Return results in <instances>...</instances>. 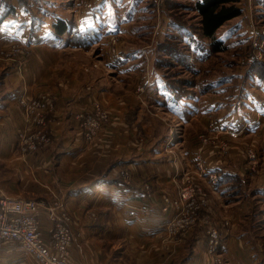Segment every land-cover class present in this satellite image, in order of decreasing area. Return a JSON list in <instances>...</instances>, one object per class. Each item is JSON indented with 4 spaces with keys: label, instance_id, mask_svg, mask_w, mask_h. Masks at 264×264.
<instances>
[{
    "label": "crops",
    "instance_id": "obj_1",
    "mask_svg": "<svg viewBox=\"0 0 264 264\" xmlns=\"http://www.w3.org/2000/svg\"><path fill=\"white\" fill-rule=\"evenodd\" d=\"M140 1L94 0L91 8L68 17L59 0H0V44H18L29 51L23 72L11 62L0 63V186L10 197H34L47 206L58 203L52 210L40 206L34 213L44 233H49L63 214L68 217L74 233L71 264H216L205 252L199 222L188 232L180 229L176 236H171L168 228L171 217H181L185 210L181 203H166L164 196H174L175 177L195 165L194 140L188 139L191 145L181 155L177 148L173 154L166 153L165 147L174 148L173 139L163 142L151 135L149 144H144L137 134L139 127H149L141 123L143 113L131 111L134 102L130 99L104 89L98 91L110 109L111 120L96 139H85L75 118L78 109L88 108V95L75 85L78 78L61 67L60 55L68 50L88 51L108 43L111 34L122 35L133 20L148 13ZM256 1L264 5V0ZM58 18L68 22L62 33L54 27ZM141 57H135L134 51L122 52L109 57L106 66L123 73L121 70L130 68L128 62H134V71L141 66L137 61ZM162 78L165 88L161 91L154 80L147 79V85L158 92L155 101L165 112L177 114L183 123L209 113L214 117L213 133L253 136L264 153V79L248 73V84L239 90L240 99L236 97L230 104L222 102L221 95L209 111V107L194 105L175 107L195 98L199 104L201 92L174 103ZM222 81L216 87L212 80L209 86L216 92ZM39 91L54 95L49 112L59 122L52 123L55 134L48 146L22 154L18 130L26 129L27 123L21 101ZM212 152L202 179L212 182L208 189L215 198L202 212L203 224L212 223L223 234L222 220L232 219V228L220 240L222 264H264V184L256 185L252 179L238 191L237 177L239 172L244 175L236 159L240 155ZM0 264L39 262L19 243L3 241Z\"/></svg>",
    "mask_w": 264,
    "mask_h": 264
},
{
    "label": "rangeland",
    "instance_id": "obj_2",
    "mask_svg": "<svg viewBox=\"0 0 264 264\" xmlns=\"http://www.w3.org/2000/svg\"><path fill=\"white\" fill-rule=\"evenodd\" d=\"M93 1L94 0H59V7L64 10V13H66L65 15L73 17V15H75L77 11H81L82 8H91ZM191 1L193 0H141L140 2L147 7L146 11L148 13L145 14L143 18L141 17L140 19L133 20L122 35L117 36L115 34V36H112L111 34V37L108 38V43L106 42L100 46H94L88 51L85 49H76L68 50L70 52H63L60 55V63L61 67H65L67 71L69 70V72H71L72 76L78 78L75 85H77L81 91L87 92L86 95H88V108L78 109L76 113L91 110L93 98H97L104 107H107L101 99V92L98 91L104 89L111 95L116 94L124 96L123 98H126V101L130 99L134 102L131 111L143 113L141 123H147L150 128L147 126L146 130H143L139 127L137 134L139 139L140 137L142 138L144 144H149L152 138L151 135L156 136L160 141L164 140L163 142L173 139L174 143L176 142L174 148L165 147V149H167L166 153L173 154L175 153L174 150L177 148L176 153L180 154L182 150L185 151L189 149L191 143L188 139L191 138L194 140V150L198 157L195 161V165H191L188 169H184L178 179L176 178L177 176L175 177L176 181L172 183V185H176L177 187L174 196L166 195L171 199L170 203L172 202L174 206L180 203L183 204L185 211L181 214L183 216L180 217L176 214L171 217L170 221L177 225L181 223L182 218L190 219L192 223L185 228V232H188L193 225L199 222L201 225L199 228L202 227L201 240L205 243V252L209 261L222 264L223 258L219 251V247L216 253L208 252L206 232L210 228H215V225L209 222L203 224L204 215H202V212H204L208 201L214 196L212 195L213 197H211L209 190L212 189L210 188L212 182L207 179L203 180V172H205L206 167L210 163L209 160L213 156L212 151L217 153V155H224L232 152L231 155H233V153L240 155L236 156V159L239 163L238 167L241 171H244V175L239 172L241 176L238 177L240 179L237 177L240 182L238 191L241 190V185L243 183L246 184L252 179L256 185L261 183L264 184L263 149H261L260 144L253 136L247 137V135H241L232 137L225 132L213 133L211 123L214 117L209 113L200 115V117L196 116L191 120L189 119L187 123H185V121L184 123L179 121L177 114L176 117L171 116L156 103L155 95H158V92H155L154 89L150 90L151 87L149 88L147 83L148 81L154 80L161 91L165 88L162 76L175 85L182 84L181 80L191 79L194 84L190 86L186 85V83L180 87L189 91H191V89L194 91H199V89L202 90L200 93L202 98L199 100V104L201 103V105L196 102L198 98H195V100H189L191 102H183L175 107H189L194 105L193 107H209L208 110L210 111L212 109L213 111V107H216L215 103L221 99V95L224 96V98L221 99L222 102L226 100L231 104L233 99L236 97L239 98L240 88L248 84L249 80L246 77L248 76L250 67L255 62L254 60L261 61L260 64L259 62L255 64L254 67L256 69L260 68V70H262L264 68V5H260L256 0H241L239 3L242 8L241 14L224 22L216 31V37L222 38L227 46L220 50L212 51L206 59L196 62L197 66L195 68L197 71L191 72L176 61L174 62L175 64H171L170 61L168 63L167 59H162L161 61L159 59L160 54H163L162 58L168 57L159 50V42L162 40L164 42L175 40L174 43H176L179 48L183 49L182 44L176 40L177 37H168L166 35L167 31L172 33L170 27V21L172 19L178 24L183 23L189 26V28L198 30L199 15L191 8L193 4ZM89 4L90 7H87ZM242 25H245L250 31L241 27ZM233 27H236L237 31L236 29L231 30ZM247 31L250 34H248ZM70 34L72 35V33ZM203 39L207 42L209 41L207 37ZM131 51H134L135 57L142 56L137 60L141 63L139 69L131 71L134 64L132 67L131 65L134 62H128L130 68L128 67L127 69L121 70L123 73L118 72L117 69L106 66L109 57L114 58L117 54ZM137 52H139V54H137ZM28 55L29 51L22 45L0 44V63L11 62L20 72L24 71ZM139 62H137V64ZM150 71H154V76L150 74ZM228 77H230L228 81L224 82ZM147 79L149 80L147 81ZM221 79H223V81L220 82V87L217 88L218 90L216 92L213 91L211 87H209L210 81H215L214 84L217 87ZM139 86H141L142 89H140ZM42 93L51 95L54 102L55 97L49 91H39L29 98L39 96ZM171 106L174 107V104L171 103ZM228 109H230V107H227V110ZM50 110L51 108H49V111ZM53 122L56 124L59 121L51 117L50 112H48L45 128L47 132L45 129L43 130V127L31 126L36 130L46 133V144L42 145L41 143L37 149L28 152H23L19 147L20 152L22 154L35 153L48 146L55 134V126L52 125ZM25 123H27L26 117ZM174 138H176V141ZM208 149H211V151ZM243 178L248 180L243 182ZM130 180L129 176L125 179L126 182ZM0 188L2 191L3 189L1 186ZM186 188H188V192L191 194L189 200H192L195 204L185 202L186 199L184 198L180 199V194H182ZM250 191L255 190L249 189V192ZM30 198L39 202L38 208L40 206H46L38 201V199L34 197ZM201 201H204L205 204L200 205L199 202ZM222 228L223 234L216 228V230L220 232V240L221 236L226 233V230L232 228V219L228 217L224 218L222 220ZM169 230L171 236H176L178 234L177 232L180 231V229L177 228L173 230L170 228Z\"/></svg>",
    "mask_w": 264,
    "mask_h": 264
},
{
    "label": "built area",
    "instance_id": "obj_3",
    "mask_svg": "<svg viewBox=\"0 0 264 264\" xmlns=\"http://www.w3.org/2000/svg\"><path fill=\"white\" fill-rule=\"evenodd\" d=\"M87 7H90V4ZM139 88L142 89L141 86ZM21 105L27 126L26 129L18 130V145L23 152L33 151L41 143L42 145L46 144L47 135L31 126L43 127V130L46 128L47 113L53 106V99L48 93H42L36 97L23 99ZM75 118L85 139L92 141L110 122L111 112L103 106L100 100L94 99L91 103V110L77 112ZM45 130L47 132V129ZM190 196L191 194L186 188L180 194V199L184 198L185 202L195 204L189 200ZM164 201L170 203L171 199L164 196ZM199 204L204 205L205 202L201 201ZM55 205L58 203L41 207L45 211H49ZM38 206L39 202L35 199L10 197L3 194L0 188V243L3 241L19 243L25 250L32 253L40 264H71L69 257L74 233L68 224V217L63 214L60 219L55 221L51 231L44 233L39 217L34 213ZM191 223L190 219L182 218L181 223L177 225L170 221L168 228L172 230L175 228L185 229ZM206 237L208 252L216 253L221 243L220 232L216 230V227L210 228L206 232Z\"/></svg>",
    "mask_w": 264,
    "mask_h": 264
},
{
    "label": "trees",
    "instance_id": "obj_4",
    "mask_svg": "<svg viewBox=\"0 0 264 264\" xmlns=\"http://www.w3.org/2000/svg\"><path fill=\"white\" fill-rule=\"evenodd\" d=\"M241 0H193L192 9H194L198 15V30L189 28V26L178 24L175 20L170 21V27L172 33L167 31L168 37H177L182 44V48L176 45L175 40L173 41H160L159 50L165 53L168 57L162 58L163 54L159 55L160 61L167 59L168 63L175 64L174 62L180 63L185 69L191 72L197 71L196 62L206 59L212 51H217L225 48L226 43L220 37H216V31L224 24V22L237 17L241 14L242 8L239 5ZM54 27L57 33H62L67 30L68 22L64 18H58L54 22ZM209 38L208 42L203 38ZM186 42V43H184ZM254 64L250 67L249 73L256 74L260 79H264V68L262 70L256 69L254 66L257 62L260 64V60H254ZM165 79V78H164ZM167 88L170 92L171 99L174 103L177 101L191 98L202 90L199 89L191 91L182 88V85H192L191 79L181 80L182 84L175 85L170 80L165 79ZM211 86V85H210ZM209 86V87H210Z\"/></svg>",
    "mask_w": 264,
    "mask_h": 264
}]
</instances>
